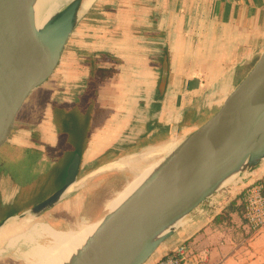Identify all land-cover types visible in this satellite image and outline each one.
Returning <instances> with one entry per match:
<instances>
[{
	"label": "crops",
	"instance_id": "obj_1",
	"mask_svg": "<svg viewBox=\"0 0 264 264\" xmlns=\"http://www.w3.org/2000/svg\"><path fill=\"white\" fill-rule=\"evenodd\" d=\"M97 1L74 25L56 68L37 87L48 94V105L42 104L33 123L25 121L28 112L15 121L0 147V206L19 196L18 173L43 170L57 159V109L92 95L80 155L92 167L104 165L152 145L183 140L219 107L264 46V0ZM163 52L167 75L160 93ZM96 67L114 71L95 81ZM257 177L264 178V164L213 190L182 217L159 254L185 242L189 264H264V227L241 243L245 223L237 194L245 180ZM82 196L78 186L53 208L67 213ZM18 207L10 213L29 208ZM5 239H0V251ZM197 256L199 263L193 261Z\"/></svg>",
	"mask_w": 264,
	"mask_h": 264
},
{
	"label": "water",
	"instance_id": "obj_2",
	"mask_svg": "<svg viewBox=\"0 0 264 264\" xmlns=\"http://www.w3.org/2000/svg\"><path fill=\"white\" fill-rule=\"evenodd\" d=\"M71 0L41 30L33 28L27 0H0V147L7 141L26 98L56 68L74 24ZM167 75L163 52L158 90ZM75 150L62 185L16 214L37 217L52 208L76 181ZM264 164V46L219 107L184 139L164 163L114 212H106L95 234L69 264H144L172 231L154 235L196 208L232 171ZM253 180V179H252ZM251 181L247 179L245 183ZM14 216L10 213L0 221ZM161 255V254H159ZM158 255V256H159ZM156 256V257H158ZM155 257V258H156Z\"/></svg>",
	"mask_w": 264,
	"mask_h": 264
},
{
	"label": "rangeland",
	"instance_id": "obj_3",
	"mask_svg": "<svg viewBox=\"0 0 264 264\" xmlns=\"http://www.w3.org/2000/svg\"><path fill=\"white\" fill-rule=\"evenodd\" d=\"M97 2V0H94L92 4ZM115 2L116 0H108L105 4L112 5ZM41 88H36L29 94L27 101L17 114V123L23 121L27 112L28 114L26 117L28 118L25 121L33 123L36 121V118L41 115L40 111L42 104L46 103L48 105L50 98L46 92L41 91ZM92 98V95H89L69 109L56 110L57 113H54V116L57 130V148L53 153L57 154V159H55L51 165H45L46 168L43 170H36L34 173L24 171L21 172L20 175L18 173L19 179L17 183L21 186L20 194L13 203L0 206V221L10 214L12 208L18 209L19 205L29 206V208H31L34 204L47 197L62 185L65 169L73 152L75 150L78 152L81 151L85 139L88 136V119L91 116V108L93 105V103H91ZM34 101V107L30 106L31 108H29V104L33 106L32 102ZM176 142L177 140L174 141V143ZM11 153L13 154L14 152ZM160 158L161 155L157 154L145 160L140 159L134 163V168L139 169L149 162ZM10 165L16 167L14 163ZM90 165V160L88 158L83 161L81 160L77 181H79V187L83 191V196L78 207L73 210L70 209L67 213L52 207L53 210L50 208L48 210L49 213L45 216L41 214L34 217L30 214H26L24 217L14 216L13 218H8L5 222L15 223L17 221L16 223H19L16 225L18 226V230L14 233H19L26 231L33 222L41 221L49 224L54 229H67L76 227L83 219L91 221L103 216L107 212L105 209V202L108 200V197L110 195L113 196L115 192L123 186L122 184L132 177L135 169L111 168L103 169L99 172L96 171L91 174L92 169H96L99 164L94 167ZM23 218H26L24 219L25 221H23ZM47 240L48 238L46 236H42L37 237L35 242L46 244L48 242ZM2 242L0 264H27V262L21 258L22 253L28 248L27 244L16 241L12 247L7 249L6 239ZM159 253H161L160 245L157 246L152 256L144 264L152 262Z\"/></svg>",
	"mask_w": 264,
	"mask_h": 264
},
{
	"label": "bare ground",
	"instance_id": "obj_4",
	"mask_svg": "<svg viewBox=\"0 0 264 264\" xmlns=\"http://www.w3.org/2000/svg\"><path fill=\"white\" fill-rule=\"evenodd\" d=\"M29 3V13L32 26L39 31L50 21L58 12L66 6L71 0H27ZM94 0H75L76 6L70 21L75 25L79 18L88 10ZM186 138V137H185ZM184 138V139H185ZM176 143L164 142L146 147L140 152L126 154L117 159L98 166L91 172L101 171L103 169H130L134 170V163L140 159H147L153 155L160 154L161 158L149 162L147 165L135 169L133 175L121 188L115 192L111 198L105 202V209L108 213L114 212L123 202H125L150 176L154 173L184 141ZM92 152V151H90ZM155 157V156H154ZM151 159V158H150ZM236 170L225 175L218 183L223 186L228 183L236 174ZM88 174V173H86ZM241 175V174H240ZM81 179V178H80ZM88 179V178H86ZM79 186V181L70 184L63 194L71 192ZM104 191V190H103ZM104 205V203H103ZM14 216L10 217L13 218ZM23 218V221H25ZM88 220V219H87ZM81 220L76 227L67 229H54L49 224L38 221L33 222L26 231L16 232L18 225L15 223L5 222L0 228V239L6 238L7 249L12 247L16 241L27 244L28 248L22 253L21 258L27 264H69L78 252L85 246L88 240L97 231L102 216L91 221ZM20 222V221H18ZM181 220L175 218L161 228L152 238L153 240L166 231L174 230ZM77 223V222H76ZM46 236L48 242L39 244L35 242L37 237ZM44 238V237H43Z\"/></svg>",
	"mask_w": 264,
	"mask_h": 264
},
{
	"label": "built area",
	"instance_id": "obj_5",
	"mask_svg": "<svg viewBox=\"0 0 264 264\" xmlns=\"http://www.w3.org/2000/svg\"><path fill=\"white\" fill-rule=\"evenodd\" d=\"M237 194L245 223L241 238V243H244L264 227V178L257 177L245 183ZM189 255L187 244L180 242L173 249L154 258L149 264H189ZM193 261L199 263L201 256H197Z\"/></svg>",
	"mask_w": 264,
	"mask_h": 264
},
{
	"label": "trees",
	"instance_id": "obj_6",
	"mask_svg": "<svg viewBox=\"0 0 264 264\" xmlns=\"http://www.w3.org/2000/svg\"><path fill=\"white\" fill-rule=\"evenodd\" d=\"M114 69L112 67H96L94 68L95 81H100L104 77H107L113 73Z\"/></svg>",
	"mask_w": 264,
	"mask_h": 264
}]
</instances>
